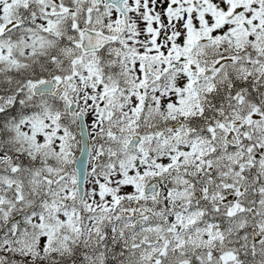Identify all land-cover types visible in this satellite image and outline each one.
I'll return each instance as SVG.
<instances>
[{"label":"snow or ice","instance_id":"obj_1","mask_svg":"<svg viewBox=\"0 0 264 264\" xmlns=\"http://www.w3.org/2000/svg\"><path fill=\"white\" fill-rule=\"evenodd\" d=\"M0 264H264V0H0Z\"/></svg>","mask_w":264,"mask_h":264}]
</instances>
